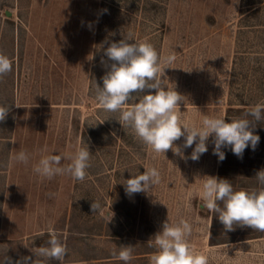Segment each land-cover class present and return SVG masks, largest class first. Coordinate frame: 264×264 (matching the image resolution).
Instances as JSON below:
<instances>
[{
	"label": "rangeland",
	"instance_id": "374dc122",
	"mask_svg": "<svg viewBox=\"0 0 264 264\" xmlns=\"http://www.w3.org/2000/svg\"><path fill=\"white\" fill-rule=\"evenodd\" d=\"M129 35L162 57L175 54L173 63L162 64L169 67L165 84L185 97L180 111L190 124L204 115L230 122L264 104V0H0V52L13 61L0 79V104L10 108L0 122V264H9L5 257L11 264L36 260L33 251L47 246L50 229L67 246L64 264H123L112 255L121 245L134 247L130 264H149L156 249L148 241L167 219H188L190 243L203 254L213 255V242L259 233L238 225L226 231L197 193L204 176L228 179L236 190L260 186L264 121L254 128L255 150L249 145L242 158L228 146L220 161L212 137L196 161L152 152L116 120L119 113L95 99L94 84L103 86L108 70L104 48ZM76 114L97 136L74 131ZM82 145L92 154L84 181L33 172L42 155L67 156ZM194 146L183 149L185 157ZM21 150L30 154L27 165L12 160ZM152 166L161 182L151 193L127 195L124 180ZM94 200L102 206L96 213Z\"/></svg>",
	"mask_w": 264,
	"mask_h": 264
},
{
	"label": "clouds",
	"instance_id": "9594fccd",
	"mask_svg": "<svg viewBox=\"0 0 264 264\" xmlns=\"http://www.w3.org/2000/svg\"><path fill=\"white\" fill-rule=\"evenodd\" d=\"M99 46L103 48V43ZM104 56L107 61L102 58L101 64L108 70L101 78L103 86L96 82L94 84L96 101L104 111L119 113L116 120L123 128L131 129L152 152L163 154L166 158L165 153L171 150L182 159L196 161L208 151L207 142L210 137L214 144L213 154L220 161L225 159L222 147L230 146L231 151L239 158H242L249 145L255 150L260 137L254 134V128L257 122L264 121V104L251 106L244 118H232L230 122H226L221 116L204 115L199 125L190 124L184 118V112L180 111V103L185 104V97L175 87L169 88L165 84L164 69L169 67L162 68V64L173 63L176 59L174 53L162 57L151 43L134 41L129 35L118 42H111L104 48ZM108 61L111 63L108 64ZM12 71V59L0 52V79ZM9 111L8 104H0V122L5 121ZM181 137L183 144L177 145L175 142ZM193 145L190 157H185L183 149ZM91 156L88 146L82 145L67 156L42 155L32 165V170L42 179L51 180L57 175H67L82 182L91 166ZM12 160L27 165L30 154L21 150ZM203 178L205 179L197 193L202 201L201 205L218 217L226 231H233L234 226L238 225L264 232V169L256 173L255 178L260 186L252 190H236L231 181L216 176ZM160 182V171L152 166L142 174L133 173L123 184L126 194L131 196L141 192L151 193ZM101 207L97 200L91 204L93 213L98 212ZM192 234L193 224L188 219L181 217L176 223L165 220L162 230L148 241L149 246L156 249L149 256V264H209L207 255L193 249L190 243ZM33 252L36 260L22 257L16 264H48L50 259L64 264L68 249L58 234L50 229L47 246H41ZM133 252V246L121 245L118 252L113 250L112 255L123 264H130L134 259ZM4 260L11 264L10 258L5 257Z\"/></svg>",
	"mask_w": 264,
	"mask_h": 264
},
{
	"label": "crops",
	"instance_id": "0c3cea01",
	"mask_svg": "<svg viewBox=\"0 0 264 264\" xmlns=\"http://www.w3.org/2000/svg\"><path fill=\"white\" fill-rule=\"evenodd\" d=\"M220 244H224L222 248H219ZM211 246H214L211 248L214 256L205 254L209 264H264V232L224 242L216 241Z\"/></svg>",
	"mask_w": 264,
	"mask_h": 264
},
{
	"label": "trees",
	"instance_id": "16d2710c",
	"mask_svg": "<svg viewBox=\"0 0 264 264\" xmlns=\"http://www.w3.org/2000/svg\"><path fill=\"white\" fill-rule=\"evenodd\" d=\"M72 125L76 133L84 135L85 137H88L90 135L97 136L98 134L97 131H95V129L91 125H89L86 122H82L81 117L78 116L77 114L72 117ZM107 128H108L107 121L104 120L100 124L99 129L105 131L107 130Z\"/></svg>",
	"mask_w": 264,
	"mask_h": 264
}]
</instances>
